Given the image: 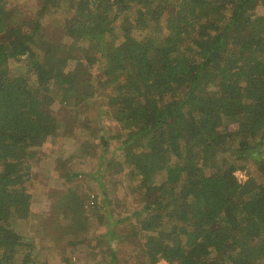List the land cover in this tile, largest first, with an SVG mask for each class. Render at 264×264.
<instances>
[{
	"label": "trees",
	"instance_id": "1",
	"mask_svg": "<svg viewBox=\"0 0 264 264\" xmlns=\"http://www.w3.org/2000/svg\"><path fill=\"white\" fill-rule=\"evenodd\" d=\"M26 3L11 10L0 0V264H48L34 238L47 243L40 234L50 226L70 238L58 264H101L105 244L106 263L124 264L105 232L80 237L92 223L75 173L56 171L66 184L50 196L47 225L30 230L28 167L73 135L54 113V89L82 128L88 99H105L117 131L82 144L80 155L109 152L106 167L146 192L130 214L141 225L117 236V245L138 240L139 264H264V0H41L23 19Z\"/></svg>",
	"mask_w": 264,
	"mask_h": 264
},
{
	"label": "rangeland",
	"instance_id": "2",
	"mask_svg": "<svg viewBox=\"0 0 264 264\" xmlns=\"http://www.w3.org/2000/svg\"><path fill=\"white\" fill-rule=\"evenodd\" d=\"M28 6L24 12L23 19L32 17L34 15L35 7L40 4L41 0H24ZM19 3H23V0H5L7 9L15 10ZM121 27H125L123 21L117 20ZM47 34L55 36L57 34L56 28L49 21L44 26ZM123 39H119L115 44L122 42ZM11 73L17 75L21 72L22 68L20 65L11 64ZM54 104V113L64 119L69 126L68 131L73 132L65 136L64 140L61 139L56 141L54 144L44 147L42 153L39 154V158L33 160L29 165V170L33 174V178L30 183V188L35 193V198L32 200V207L29 214L30 230L35 234L38 230L36 227L39 223L47 225V216L49 215V209L51 204V194L59 189L66 182L58 178L56 171L61 170V174L65 171L67 174L75 173L71 180L72 185H81L82 189L86 192L89 198L84 201V209L87 211L88 218L91 225L89 232L83 233L80 237L92 239L96 238V235L100 236L105 232L106 236L103 237L104 242H110L112 248L117 249L121 257V262L124 264H139L138 260L134 259V253L131 254V249L139 244L138 240L130 243L127 239L119 241L118 245V230L123 236L125 233H130L133 229L137 228L141 224L137 218H134L131 213L141 210L146 202V192L135 189L134 185H128L127 181H130V175L124 173L123 175L117 176L115 173V167L109 165L106 167V159L110 155L109 152L105 153L104 156L100 154V148L95 150L93 158L84 157L80 147L85 143H91L95 145V142L100 139L101 135L106 136L107 130L117 131V127L112 121L111 114L105 112L106 107L105 99L102 96H93L88 99L89 108L88 117L90 123L88 127L82 128L80 120H78V113L76 110L66 108V98L63 93L54 89L52 93ZM71 126L73 128H71ZM102 128V129H101ZM93 146V145H91ZM68 150L71 158L65 160L66 155L63 154L62 150ZM117 159L122 158L119 153H115ZM64 164V165H63ZM237 181L240 183L246 180V175L242 171H237L234 174ZM85 194V195H86ZM84 195V194H83ZM109 200V209L111 210V220L106 221L104 206L106 204L105 199ZM91 201L94 205H90ZM205 211L210 221L214 219L211 213V202L205 200ZM90 202V203H91ZM129 217H125V216ZM54 217V216H53ZM62 216L61 219L64 220ZM126 218V219H125ZM122 220V221H120ZM216 227V222L210 224V232ZM48 231L46 236L43 232V241L47 243L43 244L39 237L34 238V251L38 253L39 247L43 256H49L48 264H58L59 261L64 260V255H69L71 252L67 243L70 238L67 235L61 233V229H56L55 226L46 228ZM79 238V237H77ZM143 242V239L141 240ZM107 245H103L97 249L99 258H101V264H107L104 255H108ZM61 252L62 258H61ZM35 253V254H36ZM62 259V260H61ZM156 264H171L165 260H160Z\"/></svg>",
	"mask_w": 264,
	"mask_h": 264
},
{
	"label": "built area",
	"instance_id": "3",
	"mask_svg": "<svg viewBox=\"0 0 264 264\" xmlns=\"http://www.w3.org/2000/svg\"><path fill=\"white\" fill-rule=\"evenodd\" d=\"M239 182V181H238ZM240 183V182H239Z\"/></svg>",
	"mask_w": 264,
	"mask_h": 264
}]
</instances>
